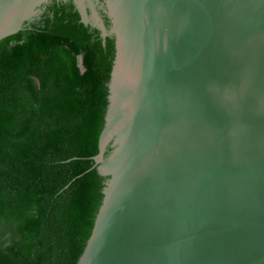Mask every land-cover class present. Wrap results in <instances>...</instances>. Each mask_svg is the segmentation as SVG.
Wrapping results in <instances>:
<instances>
[{
	"label": "water",
	"instance_id": "95a60500",
	"mask_svg": "<svg viewBox=\"0 0 264 264\" xmlns=\"http://www.w3.org/2000/svg\"><path fill=\"white\" fill-rule=\"evenodd\" d=\"M36 1L0 0V40ZM110 9L121 67L96 164L119 145L77 264H264V0Z\"/></svg>",
	"mask_w": 264,
	"mask_h": 264
},
{
	"label": "trees",
	"instance_id": "16d2710c",
	"mask_svg": "<svg viewBox=\"0 0 264 264\" xmlns=\"http://www.w3.org/2000/svg\"><path fill=\"white\" fill-rule=\"evenodd\" d=\"M37 0L0 40V264H77L110 175L96 164L113 105L110 0Z\"/></svg>",
	"mask_w": 264,
	"mask_h": 264
},
{
	"label": "flooded vegetation",
	"instance_id": "af4514ba",
	"mask_svg": "<svg viewBox=\"0 0 264 264\" xmlns=\"http://www.w3.org/2000/svg\"><path fill=\"white\" fill-rule=\"evenodd\" d=\"M98 1H99V0H93L92 5L96 6ZM111 1H113V0H110V2H111Z\"/></svg>",
	"mask_w": 264,
	"mask_h": 264
}]
</instances>
